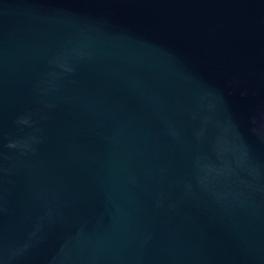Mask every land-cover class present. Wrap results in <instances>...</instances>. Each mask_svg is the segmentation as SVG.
<instances>
[{"label":"water","instance_id":"obj_1","mask_svg":"<svg viewBox=\"0 0 264 264\" xmlns=\"http://www.w3.org/2000/svg\"><path fill=\"white\" fill-rule=\"evenodd\" d=\"M0 264H264V0H0Z\"/></svg>","mask_w":264,"mask_h":264},{"label":"clouds","instance_id":"obj_2","mask_svg":"<svg viewBox=\"0 0 264 264\" xmlns=\"http://www.w3.org/2000/svg\"><path fill=\"white\" fill-rule=\"evenodd\" d=\"M10 146H12V145H10Z\"/></svg>","mask_w":264,"mask_h":264}]
</instances>
